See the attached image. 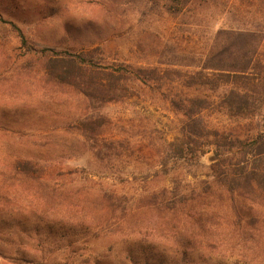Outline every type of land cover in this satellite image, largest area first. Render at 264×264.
<instances>
[{"label":"rangeland","instance_id":"rangeland-1","mask_svg":"<svg viewBox=\"0 0 264 264\" xmlns=\"http://www.w3.org/2000/svg\"><path fill=\"white\" fill-rule=\"evenodd\" d=\"M64 52L90 60L94 96L49 83ZM245 55V74L208 69ZM260 134L264 0H0V219L61 228L43 257L264 264ZM18 159L40 174L19 181ZM23 246L1 240L0 264Z\"/></svg>","mask_w":264,"mask_h":264},{"label":"trees","instance_id":"trees-1","mask_svg":"<svg viewBox=\"0 0 264 264\" xmlns=\"http://www.w3.org/2000/svg\"><path fill=\"white\" fill-rule=\"evenodd\" d=\"M189 2L190 0H183V6ZM226 6H228V4ZM240 8L238 9V12L243 10L242 8ZM22 44V47L26 49L28 48V53L33 54L36 52L34 48L27 46V41L24 36H22ZM247 56L248 55L241 57L242 59L238 56H234V58H232V56L230 58L226 56L227 59L229 58V63L226 61L224 65L221 64L218 68L208 67V69L221 70L224 72L228 71L236 75L245 74L251 69V66L253 64V57L247 58ZM240 60L241 62H239V64L238 61ZM89 62L90 60L85 59L83 56L81 57L72 55L68 52H64L62 56L57 57L56 59H50L48 64L46 65L48 69L47 78L49 80V83L57 85L64 89L74 87V89L77 88L81 93L84 92L87 97L94 96L98 88L92 86V83L94 82V79L92 80V78L93 75H95V72L94 69L88 64ZM222 62H224V60H222ZM84 66H86L87 69H84ZM233 94H235L239 98L241 97L242 99H244L246 103L249 101L246 94H241L240 92H233ZM187 117L189 118L190 122H188L187 124L189 131L184 132V138L186 139V141L183 143V145L179 146L175 152V155L179 158H188L189 156H195V151L193 147H191V143L193 142V140H195V138L200 136V133L197 131V122L193 120L194 115L188 114ZM251 145L259 147L260 150L259 155L257 156V169L254 171V174L264 179V152L260 147L264 145V134L258 135ZM219 156L221 155H218V157ZM13 170H10L9 172L15 174L19 181L23 174V171H26L28 172V174L32 175L40 174L41 172L38 164L31 160L24 159H18L17 162H15ZM32 180L34 182V186L35 182H45L44 180L35 177H33ZM35 195L37 196V192H35ZM45 202L46 204L50 203L48 199L45 200ZM60 232L61 228L59 229L57 225L53 226L51 225V223H47L41 226L36 222L32 225H28L25 221L22 220L19 222L17 227H15L9 222V220L1 221L0 219V241L4 240L6 237L8 238V241H11L12 243L16 239L19 242V245H24V248L18 251L19 257L16 258H19L21 261H24L27 264H75L77 258H73L71 253L75 254L76 251H74L75 248L72 247V245H68L64 250L65 257L63 260H57L56 256H49L48 259L43 257L44 254L52 253V246H62L59 236ZM11 235L14 236L9 237ZM1 255L7 260L15 259L13 257L7 256V254L5 253H2Z\"/></svg>","mask_w":264,"mask_h":264}]
</instances>
